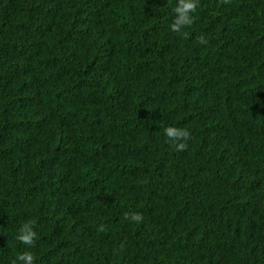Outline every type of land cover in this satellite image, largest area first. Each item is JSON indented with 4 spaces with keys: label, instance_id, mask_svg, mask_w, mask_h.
Here are the masks:
<instances>
[{
    "label": "trees",
    "instance_id": "1",
    "mask_svg": "<svg viewBox=\"0 0 264 264\" xmlns=\"http://www.w3.org/2000/svg\"><path fill=\"white\" fill-rule=\"evenodd\" d=\"M176 3L0 0V264H264V0Z\"/></svg>",
    "mask_w": 264,
    "mask_h": 264
},
{
    "label": "clouds",
    "instance_id": "2",
    "mask_svg": "<svg viewBox=\"0 0 264 264\" xmlns=\"http://www.w3.org/2000/svg\"><path fill=\"white\" fill-rule=\"evenodd\" d=\"M225 3L228 0H224ZM200 0H177L175 7L173 8L174 17L170 24V28L175 33H180L186 39L190 33L184 31L185 28H190L195 20L192 13H195ZM200 44H207L208 40L201 34L198 37ZM164 134L168 138L170 144L174 145L176 151H184L187 149V142L191 139V132L186 128H179L168 126L164 128ZM126 220H131L135 223L143 221V215L139 212H126L124 214ZM36 224L35 220H29L24 222L17 234V239L23 245H26L29 249L36 243L37 232L34 229ZM99 232L105 231V225L100 224L97 228ZM35 257L30 250L23 251L17 255V257L11 262V264H34Z\"/></svg>",
    "mask_w": 264,
    "mask_h": 264
}]
</instances>
